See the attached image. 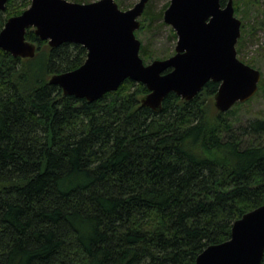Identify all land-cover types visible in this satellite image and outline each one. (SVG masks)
<instances>
[{
    "label": "trees",
    "instance_id": "1",
    "mask_svg": "<svg viewBox=\"0 0 264 264\" xmlns=\"http://www.w3.org/2000/svg\"><path fill=\"white\" fill-rule=\"evenodd\" d=\"M263 1L234 0L238 58L253 68L239 56L264 30ZM30 5L9 0L0 32ZM149 8L137 38L163 19ZM26 40L32 59L0 50V264H196L264 205V118L241 125V103L220 113L218 83L189 102L170 93L159 112L130 79L89 103L50 83L80 68L86 48H51L31 28ZM141 44L144 62L155 60Z\"/></svg>",
    "mask_w": 264,
    "mask_h": 264
},
{
    "label": "water",
    "instance_id": "2",
    "mask_svg": "<svg viewBox=\"0 0 264 264\" xmlns=\"http://www.w3.org/2000/svg\"><path fill=\"white\" fill-rule=\"evenodd\" d=\"M149 1L140 0L124 11L115 0H31L21 15L7 20L0 32V50L14 58H34L36 44L26 40L29 28L51 48L83 46L88 52L85 63L55 74L50 83L89 103L116 92L127 79L148 89L141 103L156 112L170 93L189 102L209 82L219 84L214 106L223 114L255 97L262 74L238 58L242 21L235 16L234 0L225 7L221 0H171L164 22L178 37L175 54L147 65L135 33ZM8 2L0 0V11ZM263 258L264 205L237 220L231 238L207 247L196 264H261Z\"/></svg>",
    "mask_w": 264,
    "mask_h": 264
},
{
    "label": "rangeland",
    "instance_id": "3",
    "mask_svg": "<svg viewBox=\"0 0 264 264\" xmlns=\"http://www.w3.org/2000/svg\"><path fill=\"white\" fill-rule=\"evenodd\" d=\"M74 2L75 0H68ZM89 2H96L99 0H87ZM116 3H121L125 9H131L140 0H115ZM264 2V1H263ZM171 0H150L147 6L153 16L163 12V19L156 17L151 24V28L140 33L138 39L143 41L148 46V50L153 53L155 60H164L167 57H171L175 54L177 41L171 33L173 30L169 25L164 22V13L168 9H165L166 5H170ZM119 5V4H118ZM146 6V7H147ZM264 9V4L262 5ZM163 10V11H162ZM237 17V16H236ZM240 19L239 17H237ZM241 20V19H240ZM141 23L143 22V16L140 18ZM174 31V30H173ZM248 40V39H247ZM245 41V45L242 48L241 55L239 56L245 62L250 63L259 70L264 80V30H259L254 40ZM144 61V60H143ZM151 62L146 61L145 64ZM260 85V84H259ZM253 99V100H252ZM249 103H243L237 113L236 121L241 125L248 124L251 120L257 118H264V86L263 89L253 97ZM214 103V100H213ZM245 104V105H244ZM236 106V105H235ZM234 106V107H235ZM233 107V108H234ZM232 108V109H233ZM216 109V108H215Z\"/></svg>",
    "mask_w": 264,
    "mask_h": 264
}]
</instances>
